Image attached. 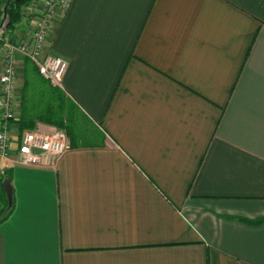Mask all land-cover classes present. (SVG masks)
Here are the masks:
<instances>
[{
    "label": "crops",
    "instance_id": "obj_1",
    "mask_svg": "<svg viewBox=\"0 0 264 264\" xmlns=\"http://www.w3.org/2000/svg\"><path fill=\"white\" fill-rule=\"evenodd\" d=\"M46 49L100 137L23 164L9 123L0 264H264V0H70Z\"/></svg>",
    "mask_w": 264,
    "mask_h": 264
},
{
    "label": "built area",
    "instance_id": "obj_2",
    "mask_svg": "<svg viewBox=\"0 0 264 264\" xmlns=\"http://www.w3.org/2000/svg\"><path fill=\"white\" fill-rule=\"evenodd\" d=\"M69 1L31 0L35 14L30 42L4 35V28L0 26V46L5 53L4 71L0 75V156L3 158L10 157L12 135L8 119L13 117L14 79L20 56L38 65L41 75L51 83L58 86L61 83L67 60L48 52L46 40L55 9L65 10ZM69 148V139L62 130L38 125L20 133L17 160L23 164L48 165Z\"/></svg>",
    "mask_w": 264,
    "mask_h": 264
},
{
    "label": "trees",
    "instance_id": "obj_3",
    "mask_svg": "<svg viewBox=\"0 0 264 264\" xmlns=\"http://www.w3.org/2000/svg\"><path fill=\"white\" fill-rule=\"evenodd\" d=\"M28 0L20 2L8 0H0V26L8 32H15L18 21L21 19V7L27 3ZM8 5L6 14L4 12L5 6ZM30 61V60H29ZM29 61L26 64L25 75L36 76L45 84L44 88L37 89L34 87V82L27 76L25 91L23 93L22 100V112L19 118L14 119L10 117L8 122L15 121L20 131L25 129H32L38 122L49 123L56 125L57 127L64 129L71 143H77L79 140L91 142L92 138H98L99 135L95 128H92L90 121L85 117L80 108L70 99H68L62 90L58 86H54L47 79H45L36 67ZM41 75V76H40ZM79 115L86 121V125H89L90 129L86 126L85 132L82 125L79 122ZM70 143V147H71ZM3 178L0 177V182ZM12 209V208H11ZM11 209L4 214H0V222L4 220L10 213ZM245 221L251 224H260L264 222V217H260L254 220L245 219Z\"/></svg>",
    "mask_w": 264,
    "mask_h": 264
},
{
    "label": "rangeland",
    "instance_id": "obj_4",
    "mask_svg": "<svg viewBox=\"0 0 264 264\" xmlns=\"http://www.w3.org/2000/svg\"><path fill=\"white\" fill-rule=\"evenodd\" d=\"M34 3H31V0H28L27 1V3L25 4V5H23L22 7H21V19L18 21V23H17V26H16V30H15V32L17 31V30H19L20 29V27H25V28H27L30 24H31V22H32V19H33V17H34V14H35V12H34V5H33ZM0 22H1V19H0ZM33 26V25H32ZM4 28V27H3ZM15 32H12V33H10V32H8L6 29H4V35L5 34H7V35H9V36H12ZM29 60L28 59H26V58H23V59H21L18 63H17V65H16V74H15V79H14V88H13V90H14V92L13 93H15V92H17L18 90L19 91H22V96H23V93H24V91H25V85H26V79H27V73H26V78L25 79H23V83H22V85H20L19 84V80H18V72L19 71H22V72H24L25 73V71H26V64H27V62H28ZM29 63H30V61H29ZM35 67H36V69L39 71V68H38V65H36L35 63H33V62H31ZM3 71H4V69H3ZM3 73V72H2ZM39 73H40V71H39ZM41 74V73H40ZM41 76V75H40ZM29 77V76H28ZM29 79H30V82L31 81H33L34 82V87L35 88H37V89H40V88H44L45 86V84H43L42 83V81L40 80V78L38 79L36 76H33V75H30V77H29ZM49 81V80H48ZM51 83V82H50ZM51 84H53V83H51ZM53 85H55V84H53ZM55 86H58V85H55ZM13 105V104H12ZM13 114V113H12ZM79 122H80V124L82 125L81 127L83 128V130L85 131V132H88L87 134H88V136L90 135V132L89 131H87L86 129H90V127H89V125H86L87 123H86V121L79 115ZM38 125H40V126H42V127H46V126H49V127H51V128H56V129H60V130H62L64 133H65V135L68 137V135L66 134V132H65V130L64 129H61V128H59V127H57L56 125H53V124H49V123H43V122H38L36 125H35V127L34 128H36ZM46 125V126H45ZM86 126L88 127V128H86ZM33 129V128H32ZM26 130V129H25ZM20 129H19V134H20ZM20 138V137H19ZM13 140V137H12V139H11V141ZM19 146V145H18Z\"/></svg>",
    "mask_w": 264,
    "mask_h": 264
},
{
    "label": "water",
    "instance_id": "obj_5",
    "mask_svg": "<svg viewBox=\"0 0 264 264\" xmlns=\"http://www.w3.org/2000/svg\"><path fill=\"white\" fill-rule=\"evenodd\" d=\"M11 1L20 2V1H23V0H8V2H11ZM7 7H8V5H6L5 8H4L5 14H6ZM3 184H4L5 188H6V191H7L8 197H9V201H10V203H12L13 198H12L11 179L10 178H6L3 181Z\"/></svg>",
    "mask_w": 264,
    "mask_h": 264
}]
</instances>
